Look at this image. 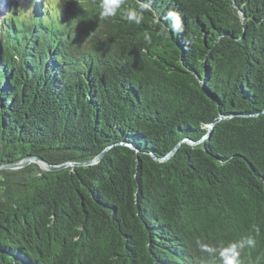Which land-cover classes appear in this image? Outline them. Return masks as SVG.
<instances>
[{"label":"trees","instance_id":"trees-1","mask_svg":"<svg viewBox=\"0 0 264 264\" xmlns=\"http://www.w3.org/2000/svg\"><path fill=\"white\" fill-rule=\"evenodd\" d=\"M15 6L0 264H264V0Z\"/></svg>","mask_w":264,"mask_h":264},{"label":"water","instance_id":"water-1","mask_svg":"<svg viewBox=\"0 0 264 264\" xmlns=\"http://www.w3.org/2000/svg\"><path fill=\"white\" fill-rule=\"evenodd\" d=\"M222 119H224V117L219 118L218 121L222 120ZM109 149L110 148L106 149L104 152H102L99 156H97L92 161L86 162V163H81V164L66 163L63 165H52L39 156H32V157L24 159L23 161L15 163V164L0 165V170H19V169H23V168H25L31 164H38V165H40V167L44 171H49V172L60 171V170H63V169L69 168V167H74V166H90V165L98 164L101 161V159L103 158L105 152Z\"/></svg>","mask_w":264,"mask_h":264},{"label":"rangeland","instance_id":"rangeland-1","mask_svg":"<svg viewBox=\"0 0 264 264\" xmlns=\"http://www.w3.org/2000/svg\"><path fill=\"white\" fill-rule=\"evenodd\" d=\"M29 1L30 0H0V24L11 9L16 7L15 5H17V8L27 11Z\"/></svg>","mask_w":264,"mask_h":264}]
</instances>
